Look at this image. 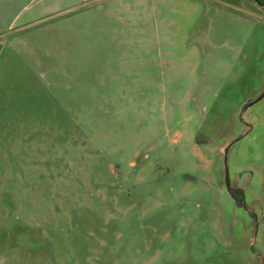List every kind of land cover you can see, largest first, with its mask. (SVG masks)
Instances as JSON below:
<instances>
[{
  "label": "rangeland",
  "instance_id": "rangeland-1",
  "mask_svg": "<svg viewBox=\"0 0 264 264\" xmlns=\"http://www.w3.org/2000/svg\"><path fill=\"white\" fill-rule=\"evenodd\" d=\"M263 92L264 0H0V264H264Z\"/></svg>",
  "mask_w": 264,
  "mask_h": 264
},
{
  "label": "water",
  "instance_id": "water-1",
  "mask_svg": "<svg viewBox=\"0 0 264 264\" xmlns=\"http://www.w3.org/2000/svg\"><path fill=\"white\" fill-rule=\"evenodd\" d=\"M263 94H264V92H263L258 98H260ZM227 149H228V148H225V154H226V152H227ZM225 179H226L227 189L230 190V185H229V181H228L227 171H226Z\"/></svg>",
  "mask_w": 264,
  "mask_h": 264
},
{
  "label": "trees",
  "instance_id": "trees-1",
  "mask_svg": "<svg viewBox=\"0 0 264 264\" xmlns=\"http://www.w3.org/2000/svg\"><path fill=\"white\" fill-rule=\"evenodd\" d=\"M231 193H232V195H234L236 198H237V200H238V193H240V191L239 190H236L235 188L234 189H232L231 188V186H230V190H229ZM239 201V200H238Z\"/></svg>",
  "mask_w": 264,
  "mask_h": 264
},
{
  "label": "crops",
  "instance_id": "crops-1",
  "mask_svg": "<svg viewBox=\"0 0 264 264\" xmlns=\"http://www.w3.org/2000/svg\"><path fill=\"white\" fill-rule=\"evenodd\" d=\"M10 1H12V0H10Z\"/></svg>",
  "mask_w": 264,
  "mask_h": 264
}]
</instances>
